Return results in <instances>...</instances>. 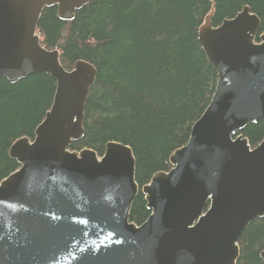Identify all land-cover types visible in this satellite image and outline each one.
Returning <instances> with one entry per match:
<instances>
[{
    "label": "water",
    "instance_id": "obj_1",
    "mask_svg": "<svg viewBox=\"0 0 264 264\" xmlns=\"http://www.w3.org/2000/svg\"><path fill=\"white\" fill-rule=\"evenodd\" d=\"M88 0H0V79L45 72L56 81L33 137L8 155L19 167L0 181V264H235L238 238L264 216V137L251 146L240 131L264 116V33L248 5L217 25L211 14L198 40L217 71L214 93L170 168L141 188L150 210L129 220L137 195L131 148L109 141L98 155L70 149L84 132L95 67L65 69L57 48L41 43L45 7L72 20ZM264 261V249L259 253Z\"/></svg>",
    "mask_w": 264,
    "mask_h": 264
},
{
    "label": "trees",
    "instance_id": "obj_2",
    "mask_svg": "<svg viewBox=\"0 0 264 264\" xmlns=\"http://www.w3.org/2000/svg\"><path fill=\"white\" fill-rule=\"evenodd\" d=\"M243 5L257 14L264 33V0H88L69 21L57 16L56 6L43 9L37 27L42 45L59 49L65 69L82 59L97 71L85 102L83 135L70 149L101 155L109 141L131 148L138 186L131 222L149 216L142 186L170 168L169 155L187 142L214 93L217 71L198 40L200 25L208 14L217 25ZM55 88L45 72L15 82L0 79V181L19 167L8 155L10 144L33 137ZM240 133L255 146L264 137V116ZM238 245L235 264H264V216L246 226Z\"/></svg>",
    "mask_w": 264,
    "mask_h": 264
}]
</instances>
